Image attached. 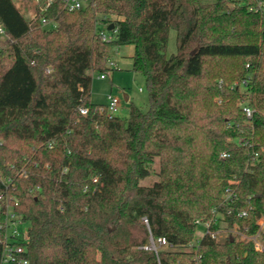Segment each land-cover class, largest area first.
<instances>
[{"label":"trees","instance_id":"16d2710c","mask_svg":"<svg viewBox=\"0 0 264 264\" xmlns=\"http://www.w3.org/2000/svg\"><path fill=\"white\" fill-rule=\"evenodd\" d=\"M90 1L67 12L55 0L47 28L0 0V179L27 225L28 264H264L248 240L192 245L196 221L214 210L246 237L264 220V18L248 10L254 0ZM125 45L148 109L109 118L90 101L92 73L110 70L111 49ZM149 235L174 249L157 260L140 249Z\"/></svg>","mask_w":264,"mask_h":264},{"label":"built area","instance_id":"2783aa9c","mask_svg":"<svg viewBox=\"0 0 264 264\" xmlns=\"http://www.w3.org/2000/svg\"><path fill=\"white\" fill-rule=\"evenodd\" d=\"M54 1L55 0H32L34 6L33 7L34 14L32 20L39 19L44 26L47 25L53 26L52 23L43 19L42 15ZM61 2L63 9L67 12H74L77 10H81L85 6L91 4L90 0H61ZM248 10L264 18V0H254V4L249 6ZM98 33L100 36H102L103 41L105 42L111 41L112 37L110 36V34H108L107 31H99ZM0 39L2 40L8 39L7 35L4 33L2 28H0ZM110 67H116V65L113 62H110ZM100 78L104 79L105 76L100 75ZM219 83L221 84V82ZM241 85H245V81H243L241 84L234 83L232 84L231 88H240ZM119 105H120V101L117 98L108 96L107 104L105 106H101L97 108L96 111L99 114L105 113L106 116H108L109 118L116 117V113L118 111ZM242 110L246 118H250L252 116V110L249 107L244 106ZM79 113L84 116L88 113V109L80 108ZM48 147L51 148L52 147L51 144H49ZM222 157H225V155H222ZM0 183L3 186V189L0 190V212H2V214L5 216L4 225L1 227L2 234L0 236V245H2V249H3L1 254L0 264H28V260L26 258L27 245L29 242L28 229L27 227H25L22 231L18 230V225H23V224L26 225V223L22 220L20 215H18L13 211L12 203L14 202V197L11 196V194L9 193V186L11 185V181L9 179L7 180L0 179ZM230 197L231 194L227 189L225 193L224 203H226ZM213 213L215 217H213L211 220H208L206 222L196 221V225L198 226L201 225L204 227L205 229L204 236H208L211 239L220 242L222 240L219 239L224 238L225 240L226 238H228V235L226 234L227 232L222 230L219 225L220 221L217 220L218 218L217 211L214 210ZM239 216L244 217L245 212L240 213ZM142 222L146 226H148V221L146 218H142ZM215 224H218V229L213 231L210 229V227ZM222 234H224V236ZM258 235L259 232L254 236L245 237L243 240L251 241L254 244L255 249L262 250L263 248L260 246V244L255 241L256 236ZM140 249L147 252H153L158 260L159 252L164 250L174 249V245L170 244L163 237L154 239L151 235H149L148 244L146 246L141 247Z\"/></svg>","mask_w":264,"mask_h":264},{"label":"rangeland","instance_id":"374dc122","mask_svg":"<svg viewBox=\"0 0 264 264\" xmlns=\"http://www.w3.org/2000/svg\"><path fill=\"white\" fill-rule=\"evenodd\" d=\"M17 9L21 12L23 17L27 21H31L34 14V6L32 0H12ZM47 28H51V25H47ZM176 52V33L174 30H170L168 37V44L166 49V55L170 56ZM134 54V46L125 45L114 47L111 49L109 60L107 62L106 72H93L92 84H91V96L90 101L92 104L105 106L107 104V97L111 96L117 98L120 101L116 117L126 119L128 117V110L131 105L139 108L142 111L148 109V93L145 87V79L140 74H135L131 71L132 60L131 57ZM110 62H113L116 67H110ZM100 75H104L105 78L101 79ZM124 96L128 97V100H124ZM158 169L157 165L154 166V171ZM157 181L155 176H151L142 181V185H151ZM259 235L256 236V242L264 249V242L262 241V235L264 233V220H260ZM222 230L226 231L228 237H233L243 240L246 236L241 233L237 226H233L229 229L222 221L219 223ZM25 224L18 225V230L22 231ZM205 235V229L199 225L196 230L195 239L192 245H197ZM224 236V234H222ZM224 240V238L219 239ZM220 241V242H222Z\"/></svg>","mask_w":264,"mask_h":264},{"label":"water","instance_id":"95a60500","mask_svg":"<svg viewBox=\"0 0 264 264\" xmlns=\"http://www.w3.org/2000/svg\"><path fill=\"white\" fill-rule=\"evenodd\" d=\"M113 29V25H110L108 28H107V31H111ZM124 100L127 101L128 98L126 96H124Z\"/></svg>","mask_w":264,"mask_h":264},{"label":"crops","instance_id":"0c3cea01","mask_svg":"<svg viewBox=\"0 0 264 264\" xmlns=\"http://www.w3.org/2000/svg\"><path fill=\"white\" fill-rule=\"evenodd\" d=\"M127 97V96H126Z\"/></svg>","mask_w":264,"mask_h":264}]
</instances>
